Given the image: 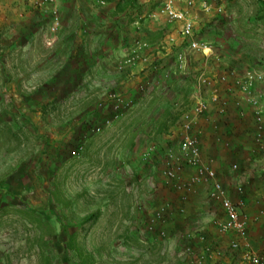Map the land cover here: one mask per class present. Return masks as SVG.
I'll return each instance as SVG.
<instances>
[{
  "label": "rangeland",
  "instance_id": "rangeland-1",
  "mask_svg": "<svg viewBox=\"0 0 264 264\" xmlns=\"http://www.w3.org/2000/svg\"><path fill=\"white\" fill-rule=\"evenodd\" d=\"M164 1L18 0L21 12L0 11V264H250L249 250L264 259V145L236 84L264 74V0H205L208 12L201 0L177 3L190 8L194 39L213 45L209 61L158 14ZM202 73L229 79L201 121L253 123L244 134L209 130L232 153L223 163L204 157L201 121L196 130L201 164L246 202L245 237L221 230L210 183L194 181L179 153L178 122ZM256 90L264 98V81Z\"/></svg>",
  "mask_w": 264,
  "mask_h": 264
},
{
  "label": "built area",
  "instance_id": "built-area-1",
  "mask_svg": "<svg viewBox=\"0 0 264 264\" xmlns=\"http://www.w3.org/2000/svg\"><path fill=\"white\" fill-rule=\"evenodd\" d=\"M53 0H42V2H50ZM180 0H165L159 9V15L167 19L170 23H179L182 25V36L189 40V49L198 53L209 61L215 55L214 47L211 43L196 41L193 37L195 29V21L190 13V8L180 9L177 3ZM189 7L196 6L194 0H190ZM200 7L204 11H210V6L205 0L199 2ZM228 75L222 73L218 76L211 77L206 73H202L197 78L198 97L194 95L190 109L183 115L178 125H181L184 133L182 141L179 145V153L184 160L192 167L198 169L195 180L210 183L209 196L213 201L220 203L224 212V221L220 225L223 232H235L245 237L247 233L248 222L244 217L242 208L246 205L244 200L238 203L234 202L228 195L224 185L218 180L217 172L202 163V152L195 130L199 128V122L206 115L210 108V103H218L221 99L219 86L228 82ZM264 81V74L258 70H249L243 76L236 79L238 89L242 94V101L250 107L254 114L256 134L255 140L261 146L264 145V98L257 92L256 88ZM210 93V102L204 98L203 92ZM241 101V102H242ZM241 105V103H238ZM169 160L175 157L169 153ZM169 164L171 161H169ZM166 169L164 175L168 180L177 182L179 189H183L179 178L180 168H172L170 165ZM234 170H238L236 165ZM180 179V180H179ZM179 180V181H178ZM264 217V212L262 215ZM239 244L235 243L233 247L239 248ZM247 259L250 264H264V259L255 252L249 250Z\"/></svg>",
  "mask_w": 264,
  "mask_h": 264
},
{
  "label": "crops",
  "instance_id": "crops-1",
  "mask_svg": "<svg viewBox=\"0 0 264 264\" xmlns=\"http://www.w3.org/2000/svg\"><path fill=\"white\" fill-rule=\"evenodd\" d=\"M8 1H12V2H7L6 0H0V11L6 10V11H8V14H14V12L15 13L21 12L20 8H22V6L20 5L21 6L20 7L19 4H17L18 0L17 1L16 0H8ZM65 1L67 2V0H65ZM76 1H87V0H76ZM110 1H113V0H110ZM115 11L119 12V13H123V14L127 13L126 10L121 12V10H118L116 8H115ZM113 12H114V10H113ZM148 31H150V30H148ZM221 89L223 90V86H222ZM215 107L218 108V110L220 108L219 106H215ZM238 113H240V111ZM208 117L206 119H203L200 122L201 128L204 127L205 131H206V133L204 135V138L202 140V144H203V148H204V154L203 155H204V157L206 159H207V157H214L215 159L220 161V158H221L222 159L221 162L223 163V161H226L229 158L231 159L232 153L228 152L224 148H219L217 137L215 136L211 140V136H210L209 130H210V132L211 131L214 132V129L218 128V125H220L221 131L222 130L226 131L227 130L226 128L233 129V128H238L239 127V129L241 131H243V134H244L245 133L244 131H245V128H246L245 127L246 124L248 125L250 123L246 121L247 119L245 117H244L243 121H240L238 119L235 120V121L229 120V122L225 121V120H222L219 123L216 122L213 119L209 121ZM250 125H251V127H253V123H251ZM240 130H238V131H240ZM195 132H196V130H195ZM232 158H233V156H232Z\"/></svg>",
  "mask_w": 264,
  "mask_h": 264
}]
</instances>
